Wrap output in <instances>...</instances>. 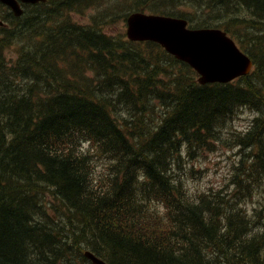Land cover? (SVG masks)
<instances>
[{
  "label": "trees",
  "instance_id": "trees-1",
  "mask_svg": "<svg viewBox=\"0 0 264 264\" xmlns=\"http://www.w3.org/2000/svg\"><path fill=\"white\" fill-rule=\"evenodd\" d=\"M229 1L253 15L245 38L235 40L254 69L211 85H199L193 70L154 43L124 50L68 21L50 31L53 18L88 0H58L42 15L44 3L24 6L18 19L7 10L12 29L0 33V264H58L71 219L86 226L90 251L107 264H264V231L218 193L191 198L176 172L191 147L204 149L238 111L252 109L256 118L240 140L252 160L240 174L248 183L264 175V0ZM29 11L36 20L22 24ZM23 39L32 45L8 63L4 50ZM152 51L168 63L160 67ZM70 59H83L91 76L72 69ZM83 143L111 162L100 188Z\"/></svg>",
  "mask_w": 264,
  "mask_h": 264
},
{
  "label": "rangeland",
  "instance_id": "rangeland-1",
  "mask_svg": "<svg viewBox=\"0 0 264 264\" xmlns=\"http://www.w3.org/2000/svg\"><path fill=\"white\" fill-rule=\"evenodd\" d=\"M186 1L187 10L185 15L187 17H195L197 11L200 20L214 21V6L220 4L221 0L214 1V4L213 0H199L195 4L190 0ZM227 1L225 0V2ZM57 3L58 0H48L45 5L38 7L39 14L42 15L45 11L53 10ZM133 4L132 0H88L86 8L76 12H68L62 17L53 18L50 23V31H54L58 25L68 21L85 28L95 29L98 33L109 37L113 47H123L124 50L138 52L144 49L145 45H127L123 36L117 34L121 23L117 24V17L114 16L115 14H124L126 11H131ZM150 6L154 9L167 10L171 7V1L153 0ZM221 7L223 6H220L219 9L221 16L226 20V26L229 23L230 30L239 39H244L245 34L249 31L247 27L253 24L254 18L251 13L246 8L235 7L231 4H227L223 10ZM29 12L28 16L26 15L21 21L22 24L32 25L36 20L33 18L34 13ZM6 15V10L0 6V21ZM2 27L7 32L12 29L0 24V28ZM120 30L123 31L121 27ZM42 40H47V36L43 35ZM20 42L18 40L13 41L14 45H10L4 50L8 63H15L20 53L29 49L27 44H20ZM50 45H52L51 42ZM51 48H54V46ZM60 48L63 51L68 49L66 45L58 49ZM58 49L55 51L58 52ZM151 54L154 62L160 67L166 65L165 60L167 58L161 52H152ZM55 60V56L49 59V67L52 66ZM83 62V59H70V66H72V69L85 72V75L90 77L91 73L83 66ZM255 116L256 113L252 109L238 111L224 124L216 138L210 140L204 149L196 146L191 147L194 151L186 155L187 160L183 163L181 169L176 170V172L181 178L183 187L190 194L218 193L224 200H232L234 206H239L246 212L247 218L253 224V227H261L264 223V175L258 173L248 183L246 177L243 176L242 178L240 174V169L247 167L249 164L252 150L240 144L239 140L250 128ZM82 149L88 151L91 155V178L94 186L99 188L104 186L110 173L111 162L109 158L97 150H92L93 147L86 144L82 145ZM46 200L48 203L49 198L46 197ZM156 210L158 224L162 225L165 221L163 212L160 207ZM85 230L86 226L81 221L70 220L65 239L69 243V247L64 250L65 257L62 264H81L80 256L84 249L89 250L87 244L92 246L87 240Z\"/></svg>",
  "mask_w": 264,
  "mask_h": 264
},
{
  "label": "water",
  "instance_id": "water-1",
  "mask_svg": "<svg viewBox=\"0 0 264 264\" xmlns=\"http://www.w3.org/2000/svg\"><path fill=\"white\" fill-rule=\"evenodd\" d=\"M37 3L43 0H20ZM16 16L22 14L16 0H0ZM128 37L131 40H151L176 58L185 61L201 76L200 84L229 83L247 75L252 61L242 54L225 33L216 30L191 31L186 22L170 18L134 15L129 19ZM94 264H105L95 256L86 254Z\"/></svg>",
  "mask_w": 264,
  "mask_h": 264
},
{
  "label": "bare ground",
  "instance_id": "bare-ground-1",
  "mask_svg": "<svg viewBox=\"0 0 264 264\" xmlns=\"http://www.w3.org/2000/svg\"><path fill=\"white\" fill-rule=\"evenodd\" d=\"M124 45H125V44H124ZM126 47H127V46H126ZM91 51H92V50H91ZM195 94H196V93H195ZM194 96H195V95H194ZM189 97H190V96H189ZM239 98H240V97H239ZM238 102H239V101H238ZM233 103H234V102H233ZM63 106H64V105H63ZM19 115H20V114H19ZM175 118H176V117H175ZM175 118H174V119H175ZM174 123H175V121H174ZM8 127H9V126H8ZM163 131L166 132L165 130H163ZM168 131H169V130H168ZM161 134H162V133H161ZM169 134H170V133H169ZM166 136H167V134H166ZM159 139H160V138H159ZM162 140H163V138H162ZM167 140H168V139H167ZM159 141H160V140H159ZM161 142H163V141H160V143H161ZM156 147H157V146H156ZM158 147H160V146H158ZM158 147H157V148H158ZM42 149H43V147H42ZM159 150H160V149H159ZM136 156H137V154H136ZM136 159H137V158H136ZM48 172H49V171H48ZM39 183H40V182H39ZM40 231H41V230H40ZM44 232H45V231H44ZM26 248H27V247H26ZM110 249H111V248H110ZM110 249H109V250H110ZM107 253H108V251H107ZM58 254H59V253H58Z\"/></svg>",
  "mask_w": 264,
  "mask_h": 264
}]
</instances>
